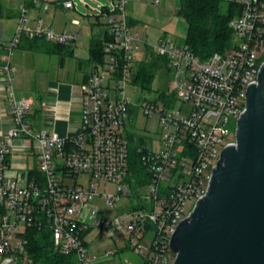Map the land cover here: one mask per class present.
I'll return each instance as SVG.
<instances>
[{"label":"built area","instance_id":"obj_1","mask_svg":"<svg viewBox=\"0 0 264 264\" xmlns=\"http://www.w3.org/2000/svg\"><path fill=\"white\" fill-rule=\"evenodd\" d=\"M130 1L111 0V9L95 10L106 25L102 59L91 62L79 83V116L64 133L56 129L62 118L55 103L41 101L35 109L31 96L18 94L12 54L23 38L72 44L81 29L58 30L44 18L50 1L23 0L11 38L0 41V82L10 121L0 132V264L26 260L28 229L47 230L53 249L72 255L76 264H98L114 253L111 248L100 255L90 252L87 236L93 229L124 235L141 259L125 258L124 264H173L171 235L204 194L222 148L235 141L247 87L256 82L264 60V0H217L238 7L228 23L232 42L205 58L165 36L142 38L131 27ZM60 4L75 8L73 0ZM29 5L39 11L32 24ZM140 49L145 57L167 58L172 86L165 99L136 98L128 91L129 84L136 86L133 59ZM139 114L155 116L154 139L136 135ZM131 150L146 178L139 181L146 189L135 187L133 193L121 184L130 173ZM81 175L89 176L88 186ZM100 181L116 184L115 192L100 195L108 204L132 197L134 206L112 218L98 217L92 200ZM188 201H194L190 209Z\"/></svg>","mask_w":264,"mask_h":264},{"label":"water","instance_id":"obj_2","mask_svg":"<svg viewBox=\"0 0 264 264\" xmlns=\"http://www.w3.org/2000/svg\"><path fill=\"white\" fill-rule=\"evenodd\" d=\"M173 264H264V60L247 87L235 141L171 235Z\"/></svg>","mask_w":264,"mask_h":264},{"label":"rangeland","instance_id":"obj_3","mask_svg":"<svg viewBox=\"0 0 264 264\" xmlns=\"http://www.w3.org/2000/svg\"><path fill=\"white\" fill-rule=\"evenodd\" d=\"M9 1H11L9 3ZM57 2L59 0H47ZM159 3H154V0H132L131 11L129 13L131 25L139 32L142 38L154 40L156 37H168L177 45H186L185 37L187 32L186 20L179 15L180 0H159ZM75 3V10H68L67 12L58 11L55 14V19L63 22L67 30L81 29V34L77 37L72 45H67L66 49H59L58 47H42L34 52H27L25 54V61L23 62V69L21 70L19 78H22L23 83L19 85L21 92L19 95L31 96L32 98L42 95L47 92L50 85L57 81L68 83L76 77L74 65L76 62L89 57V41L92 37L101 39L104 34L105 19L103 17H96L95 10H100L102 5L107 8H112L111 0H73ZM20 0H0V10L5 12V7L15 9ZM130 4H128L129 6ZM45 20H49V15H46ZM75 18L79 24L72 25L70 21ZM46 42V41H44ZM46 45H51L46 42ZM17 49V48H16ZM15 49V50H16ZM14 50V51H15ZM73 52V53H72ZM59 56V57H58ZM145 57V52L140 49L134 52L133 64L136 72L132 78L135 79L139 65ZM15 57H12V62L16 65ZM63 63L64 66H61ZM167 64L157 67L155 76L147 88H143L136 83V86L129 84L128 91L136 98L141 95L148 97L158 96L165 99V95L171 90L172 77L171 72L167 68ZM24 76V77H23ZM16 89V80L14 82ZM18 91V90H17ZM176 102H173L175 105ZM185 108H183V111ZM137 136H144L149 139L156 137V118L151 116L146 118L139 114L136 116ZM234 125V120H232ZM31 159V158H30ZM31 161V160H30ZM88 175H81L79 180L88 186ZM139 179L129 173L121 184H126L128 190L132 193L137 187V192L144 191L146 187H139ZM116 184L111 182L100 181L96 188V195L92 200V205L97 209L98 217L112 218L117 216L127 209L134 206L135 198L126 199L121 197L120 200L113 204H108L100 195L104 192H115ZM194 201H188L186 206L188 209L192 208ZM114 240V243L112 242ZM87 243L89 250L92 253L95 249L101 250L103 248L113 249V255L107 257V264H124V259L129 258L135 263H140L141 259L136 255L130 246L124 240V235L115 231L110 234L106 229H93L87 236ZM27 259V258H26Z\"/></svg>","mask_w":264,"mask_h":264},{"label":"trees","instance_id":"obj_4","mask_svg":"<svg viewBox=\"0 0 264 264\" xmlns=\"http://www.w3.org/2000/svg\"><path fill=\"white\" fill-rule=\"evenodd\" d=\"M236 11H238L237 5L221 3L217 0H180L178 13L187 23L185 44L200 58H205L214 51H224L232 42V32L228 23ZM104 39L105 35L103 39L94 37L90 39L88 61L92 63L101 61ZM28 44L33 46L31 41H28ZM56 46L61 49L64 45ZM163 64H167L165 56H146L139 65L135 82L147 88L155 76L156 68ZM129 166L132 176L140 178V181H146L134 150L130 151ZM27 234V259L17 264H76L72 255H64L53 249L47 230L28 229Z\"/></svg>","mask_w":264,"mask_h":264},{"label":"crops","instance_id":"obj_5","mask_svg":"<svg viewBox=\"0 0 264 264\" xmlns=\"http://www.w3.org/2000/svg\"><path fill=\"white\" fill-rule=\"evenodd\" d=\"M60 1L54 2L50 1V6L48 9V12L46 15H49V20H45L47 24L50 26L58 29V30H66L65 24L63 22H59L55 19V14L56 12H67L68 10H75V8H64L61 4ZM11 1H9L10 3ZM21 4L19 3L15 9H12L11 7H5V12L0 10V41H7L11 38L15 26L17 24V18H18V12L19 9L23 3V0H20ZM131 2H129L128 6V15L131 11ZM39 15V11L32 5H29L28 9V17H29V24H32V20ZM45 15V16H46ZM75 18H72L73 20ZM130 19V16H129ZM132 20L130 19V22ZM72 25H75L70 21ZM105 23V22H104ZM105 28L106 25L104 24ZM133 29L134 25H131ZM136 30V29H135ZM105 33V30H104ZM104 34L102 35L101 39H103ZM161 36L156 37L153 41H156L160 39ZM147 39V37H146ZM149 40V39H148ZM28 41H31L33 46L28 44ZM152 41V40H150ZM51 45H46V42L44 41H33L27 38H23L21 45L13 52L12 57H15V63L17 64V75H16V86L18 87L17 90L18 92H21V85L23 83L22 78L20 76V73H22L21 70H24L23 65L25 61V54L27 52H34V51H41L39 50L42 47H57L56 45H64L63 49H66L67 45H72V44H57V43H52L49 42ZM73 53V52H72ZM59 57V56H58ZM13 60V59H12ZM14 62V61H13ZM65 63H63L61 66H64ZM91 67V62L88 61V58L86 60L82 59L78 62L75 63L74 65V71L76 74V77L74 79L70 80L68 83L65 82H60L57 81L56 83H53L50 85V88H54L56 92H52L49 94L48 90L47 92L43 93L42 95H38L35 98L33 97V100L35 102L34 108L39 106V103L41 101H47L50 103H55L57 106V113L62 118L56 123V129L64 133L66 129L71 130L75 127V123L78 119L79 116V93H78V85L79 83L84 79L85 75L89 71ZM24 77V76H23ZM1 82H0V132H5L7 127L10 125V121L7 117V101H6V93L1 87ZM52 91V89H51ZM70 109V111H68ZM68 119V120H67ZM21 162L16 161L15 165L16 166H21ZM108 248H103L101 250H94L92 251L93 254L100 255L103 253L104 250H107ZM110 249V248H109ZM108 259H103L101 262L98 264H107Z\"/></svg>","mask_w":264,"mask_h":264}]
</instances>
